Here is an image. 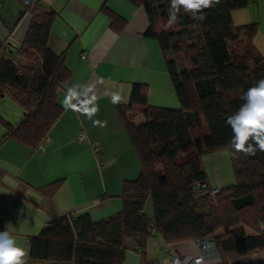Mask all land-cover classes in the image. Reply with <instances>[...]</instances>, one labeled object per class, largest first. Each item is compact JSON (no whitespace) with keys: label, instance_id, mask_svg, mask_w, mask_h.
<instances>
[{"label":"trees","instance_id":"obj_1","mask_svg":"<svg viewBox=\"0 0 264 264\" xmlns=\"http://www.w3.org/2000/svg\"><path fill=\"white\" fill-rule=\"evenodd\" d=\"M129 1L146 10L144 34L159 45L179 106H149L141 85H133L121 113L140 170L123 180L121 208L99 219L88 211L59 214L51 201L55 186L37 189L49 220L28 236V263L125 264L126 252L133 250L138 264H159L146 253L151 227L165 243L208 239L218 257L212 264H230L264 249V152L234 157L226 124L243 103L242 94L264 78V55L252 41L256 23L235 26L231 19L233 9L253 0H220L205 10L203 21L181 12L180 22L171 27L169 0ZM24 14L29 23L18 45L0 36V95L8 92L23 112L16 124L2 121L0 143L12 138L34 149L62 111L57 97L71 73L65 51L56 53L47 42L55 11L32 0ZM134 106L144 116L140 124L125 114ZM221 149L228 150L234 182L214 196H197L200 183L210 188L202 157ZM148 197L151 217L144 211Z\"/></svg>","mask_w":264,"mask_h":264},{"label":"crops","instance_id":"obj_2","mask_svg":"<svg viewBox=\"0 0 264 264\" xmlns=\"http://www.w3.org/2000/svg\"><path fill=\"white\" fill-rule=\"evenodd\" d=\"M20 2L0 0V36H8L11 45L20 43L29 23L28 14L21 16L24 5ZM40 2L55 11L47 42L54 52L65 51V65L71 75L57 97L62 111L36 148L12 138L0 143V231L6 229L16 237L17 243L27 248L28 257V236L39 232L49 220L38 204L42 195L37 189L55 186L51 201L59 214L88 211L93 219H99L121 208L122 182L135 178L140 170L121 113L129 104L133 85H141L149 106H179L159 45L144 34L149 20L142 5L129 0ZM110 13L117 18H111ZM231 19L235 26L256 23L252 41L264 55V0L233 9ZM73 84L94 86L99 110L92 119L64 107L66 91ZM109 90L120 92L126 102L113 104ZM125 114L135 124L145 120L138 106ZM93 120L105 126H94ZM79 130L85 132L87 140L75 139ZM93 141L100 144L97 152L91 149ZM216 153H207V184L223 188L234 182L231 161L229 153L228 164L224 152ZM152 213L146 214L151 217ZM186 240L165 243L155 235L147 240L146 253L159 264H166L169 256L161 248L169 245L185 259L196 249L194 239ZM138 263V253L128 250L125 264ZM230 264H264V249L236 257Z\"/></svg>","mask_w":264,"mask_h":264},{"label":"clouds","instance_id":"obj_3","mask_svg":"<svg viewBox=\"0 0 264 264\" xmlns=\"http://www.w3.org/2000/svg\"><path fill=\"white\" fill-rule=\"evenodd\" d=\"M219 3L220 0H169L167 25L171 27L179 23L181 12L190 14L196 21H203L206 19L205 10ZM108 95L113 104L126 102V97L118 91L109 90ZM96 99L94 86L73 84L67 89L63 103L66 109L71 107L92 119L99 110L95 104ZM74 100L76 104L72 103ZM241 100V106L226 119V124L232 130L229 146L234 150V157L241 153L245 156H255L258 151L264 152V78L249 87L242 94ZM93 125L105 126L98 120H93ZM27 257V248L20 246L16 237L6 229L0 231V264H27Z\"/></svg>","mask_w":264,"mask_h":264},{"label":"built area","instance_id":"obj_4","mask_svg":"<svg viewBox=\"0 0 264 264\" xmlns=\"http://www.w3.org/2000/svg\"><path fill=\"white\" fill-rule=\"evenodd\" d=\"M31 1L32 0H21V3L23 5H28ZM72 103L76 104L77 102L74 100L72 101ZM81 103H83V101H81ZM75 139L78 141H85L87 140V135L85 134L84 131L79 130L75 134ZM99 148H100V144L98 141H93L91 143V149L93 152H97ZM218 191H219L218 187L206 188L205 183H200L199 190L196 195L214 196ZM151 232L153 236L156 235V231L154 227H151ZM193 242L196 245L195 252L188 254V256L185 259H182L179 255L174 253V249L171 246L169 245L163 246L161 248L162 251L167 253L169 256L166 264H211L216 262L217 255L211 241H209L208 239L195 238Z\"/></svg>","mask_w":264,"mask_h":264},{"label":"rangeland","instance_id":"obj_5","mask_svg":"<svg viewBox=\"0 0 264 264\" xmlns=\"http://www.w3.org/2000/svg\"><path fill=\"white\" fill-rule=\"evenodd\" d=\"M22 115L23 114H22L21 106L12 98V96L8 92H4L2 95H0V138L3 135L4 128H5L2 121H7V122H10L11 124H16L22 118ZM223 152L225 154L226 163L228 164V160H229L228 153H226V151H223V149L218 150L217 153L214 155L217 156L218 154H223ZM209 156H211V155H209ZM202 160H203V166H204L206 174H207V173H209L207 171V166L209 165L208 164L209 163L208 162V155L205 154L202 157ZM227 164H226V166H227ZM209 169H210V171H212V165L211 164L209 166ZM232 182H233V180H232ZM152 210H153L152 200H151V197H148L146 204H145V210L144 211H145V213L149 214V213H152ZM192 239H194V238H192ZM27 264H30V263H28V261H27ZM32 264H44V263L35 262Z\"/></svg>","mask_w":264,"mask_h":264}]
</instances>
